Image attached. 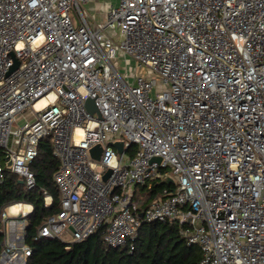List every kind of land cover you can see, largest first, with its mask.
Listing matches in <instances>:
<instances>
[{
    "label": "built area",
    "instance_id": "2783aa9c",
    "mask_svg": "<svg viewBox=\"0 0 264 264\" xmlns=\"http://www.w3.org/2000/svg\"><path fill=\"white\" fill-rule=\"evenodd\" d=\"M86 1L0 0V182L9 170L35 188L46 138L59 160V210L35 240L103 229L133 251L157 221L177 224L200 264H264V0H118L100 21ZM118 56L139 69L121 72ZM164 177L174 191L140 208L136 187ZM32 209L0 211V264H27Z\"/></svg>",
    "mask_w": 264,
    "mask_h": 264
},
{
    "label": "trees",
    "instance_id": "16d2710c",
    "mask_svg": "<svg viewBox=\"0 0 264 264\" xmlns=\"http://www.w3.org/2000/svg\"><path fill=\"white\" fill-rule=\"evenodd\" d=\"M58 166L59 160L53 155L51 143L46 138L39 144L38 154L31 166L36 177L35 188L26 189L9 170L5 171L0 182V211L8 203L16 201L33 206L26 228V242L32 247L27 264H200L199 246L187 245L179 226L173 223H142L134 240L133 251L125 246H106L102 238L103 229L80 241L35 240L41 223L47 216L59 210V193L52 178ZM174 189L172 183L153 180L147 189V200L150 202L173 192ZM43 190L49 192L53 198L49 207L44 205ZM147 204L142 203L139 207L143 208ZM3 242L4 233L1 231L0 222V251Z\"/></svg>",
    "mask_w": 264,
    "mask_h": 264
},
{
    "label": "rangeland",
    "instance_id": "374dc122",
    "mask_svg": "<svg viewBox=\"0 0 264 264\" xmlns=\"http://www.w3.org/2000/svg\"><path fill=\"white\" fill-rule=\"evenodd\" d=\"M117 2H118V0H87L85 2V4L83 5V7L86 9V11H88V13L90 15L93 16V18L96 21H100L102 19V17L104 16L105 10L107 9V7L109 5H116ZM110 31H112V30H110ZM114 38L115 39L119 38L118 31H116ZM115 63L121 72L127 71L130 76L133 75L136 66L133 63V61L131 60V58L126 57V56H124V57L118 56ZM136 69L138 70L139 66H137ZM155 77L157 80H159L158 75H156ZM25 117L28 119L31 118V116L29 114H26ZM3 157H4V154L2 152V156H0V160L2 162H3ZM150 185H151V183L150 184L148 183V184L144 185V188L141 186L136 187L134 200L136 201V203L138 205H141L142 203L147 204L149 202V200H147V197H148L147 189L149 188Z\"/></svg>",
    "mask_w": 264,
    "mask_h": 264
},
{
    "label": "water",
    "instance_id": "95a60500",
    "mask_svg": "<svg viewBox=\"0 0 264 264\" xmlns=\"http://www.w3.org/2000/svg\"><path fill=\"white\" fill-rule=\"evenodd\" d=\"M85 106L86 108L88 109V111L90 113H93V112H96V113H99L98 110H97V107L96 105L94 104V101L93 99L91 98H87L86 101H85ZM112 146H114L116 148V150L120 153L122 152V142L121 141H114L112 142ZM101 145L100 144H96L94 145L91 149H90V153H91V156L95 159V160H99L100 159V153H101ZM154 160H160L159 157H155L153 158ZM10 165V162L7 161L6 163V166L8 167ZM111 173V169H107L104 174H103V179L106 180L107 177L110 175ZM20 183H22V180L20 179L19 180ZM160 183H172L173 180L170 178V177H164V178H161L159 180Z\"/></svg>",
    "mask_w": 264,
    "mask_h": 264
},
{
    "label": "clouds",
    "instance_id": "9594fccd",
    "mask_svg": "<svg viewBox=\"0 0 264 264\" xmlns=\"http://www.w3.org/2000/svg\"><path fill=\"white\" fill-rule=\"evenodd\" d=\"M109 166L111 167H116V157L111 153L109 152L108 153V156L106 157V161H105Z\"/></svg>",
    "mask_w": 264,
    "mask_h": 264
},
{
    "label": "bare ground",
    "instance_id": "6f19581e",
    "mask_svg": "<svg viewBox=\"0 0 264 264\" xmlns=\"http://www.w3.org/2000/svg\"><path fill=\"white\" fill-rule=\"evenodd\" d=\"M43 101H44V99H43V100H40L39 103H41V102H43ZM80 133H81V129H77V136H78V137H79ZM15 207H18V205H16ZM24 207L27 208L28 206L25 205Z\"/></svg>",
    "mask_w": 264,
    "mask_h": 264
},
{
    "label": "crops",
    "instance_id": "0c3cea01",
    "mask_svg": "<svg viewBox=\"0 0 264 264\" xmlns=\"http://www.w3.org/2000/svg\"><path fill=\"white\" fill-rule=\"evenodd\" d=\"M105 10V9H104Z\"/></svg>",
    "mask_w": 264,
    "mask_h": 264
}]
</instances>
